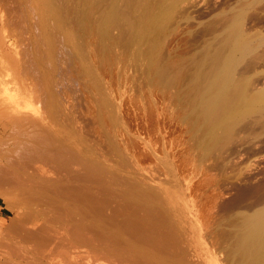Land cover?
I'll use <instances>...</instances> for the list:
<instances>
[{
	"label": "rangeland",
	"instance_id": "rangeland-1",
	"mask_svg": "<svg viewBox=\"0 0 264 264\" xmlns=\"http://www.w3.org/2000/svg\"><path fill=\"white\" fill-rule=\"evenodd\" d=\"M45 1L0 0V78L2 80L4 77L5 80H8V83L7 81L3 82L4 80L3 83L0 82V112H7L6 110L12 107L14 109V106H21L23 109L16 115L17 118H23L24 121L29 122L27 124L30 126L27 128L28 130L32 129L33 132L34 127L39 126V132L36 128L38 139L42 140L36 139L39 144L46 140L41 138L43 131H45L44 134L51 135L49 136L52 139L50 144L54 142L52 146L50 145L52 148H49L47 140L45 144L48 147H46L51 149L50 151L54 150L52 153L56 159L62 156L61 158L64 160L62 161L65 164L63 165L62 161L58 163L55 158H52L55 159L54 161L49 159L50 151L46 154L38 151V156H40L38 157L33 152L27 153L26 148L23 151L20 146L16 148V151L23 157L20 162V157L13 158L16 165L14 171L18 168L19 171H13V174H10L12 170L9 166L12 167V164L9 165L11 161L8 158L11 157L9 152L12 149L8 142L19 139L24 142L26 138L22 133L16 134L14 138L13 135L8 137L7 132L3 133L6 120L0 116V159H2L0 169L3 170L2 167H4L2 171L4 172L5 167L10 168H8L9 171L6 170L3 173L5 178L0 182V264H138L143 261L146 264H227L225 250L226 248L228 250L227 246L230 245L229 251L233 248V252L230 253L235 254L233 244L236 234L234 233L237 230L236 223L241 222L239 218L243 219L241 217H247L264 207V108L234 117L228 126L229 131H225L226 128H223L224 130L220 128L221 130L217 129L215 134H210L208 119V127H205L204 118L206 116L203 115L204 117L201 116L197 119L195 116L193 117L191 98L187 94L190 95L188 92L192 90L189 88L194 83L196 84L194 87L199 85L204 88L211 81L209 78L213 77L216 71V68L212 70L214 66L211 67V65H213L214 59L211 56L215 55L216 57L221 46L226 44L227 39L231 40V38L229 39L231 25L239 26L240 30H237L243 33L241 36L243 39L245 38L249 47L246 54L245 52L242 53L244 55L238 54L237 59L233 62L234 82L244 88L245 94L249 98H254L257 92L264 88V0H163V2L162 0H147L151 3L145 5V2H141L131 8L119 0L121 11L129 13V18L130 16L131 18L134 16L140 18L141 13L147 7H151L156 13L155 15L164 16L165 20L161 21L157 32L153 31L154 33L150 36L146 35L145 38H143L145 35L141 33L140 27L136 28L138 18L137 20L132 18L134 23H137V25L133 24V26L136 25L134 28L130 25V29L133 28L132 33L129 32V24L126 21H123V24L121 21L113 26L114 28H110L105 37L101 36V32H98L101 21H99L101 17L99 18L98 7L105 0ZM47 1L50 5L45 4L48 3ZM158 2L164 5L161 6ZM49 9H52V12ZM90 9H92L93 15L88 14L91 12ZM151 9L148 12L154 14ZM240 14L241 16H239ZM89 15L92 19L87 18ZM236 16L239 17V21L234 20ZM140 30L141 32H139ZM137 32L140 39L136 38ZM53 35L54 37H51ZM133 35L135 36L133 37ZM153 37L156 39L153 40ZM146 38L148 39L146 40ZM142 40L146 42L143 43ZM153 47L156 49L154 50ZM216 50L217 52H215ZM205 56L211 57L212 63L207 64L209 58H207V62H204L207 60L203 58ZM154 59L157 60L154 61ZM168 64L172 66L170 67ZM208 67L210 69H207ZM178 69L180 70L178 71ZM199 70H203V72L200 73ZM173 71L176 73L174 74ZM202 74L205 77H201ZM175 75L178 76L176 79ZM26 89L28 90L26 91ZM43 92L46 94L44 95ZM204 114L206 113L204 112ZM45 116L46 118L42 121L44 123H41L37 118ZM31 125L34 126L31 128ZM28 134L26 133L27 140L31 138L32 145L35 142L36 145L33 146L37 147L38 142ZM37 135L35 132L34 135L32 134L35 137ZM46 135L44 136L47 137ZM212 135L220 137L215 141L214 136L210 139ZM28 137L30 138L28 139ZM67 147L68 149H66ZM2 150L5 156L1 154ZM95 150L97 151L95 152ZM57 151L60 152L54 153ZM23 152L26 157L29 154L35 156L30 155L32 157L28 156L30 158L26 159ZM58 154L60 157L57 158ZM35 157L36 159H34ZM22 159L27 160V164H24L25 160L23 163ZM5 161L9 162L3 164ZM22 169H24V174ZM42 173L45 175L42 176ZM72 173L76 175L73 177ZM15 174L16 176H14ZM19 174L20 176H18ZM68 177L72 181L67 182ZM85 177L89 178L88 183L87 180H84ZM46 178L50 180L48 181ZM25 181L27 183H24ZM64 181L70 184L68 188ZM64 185H66L64 187L66 190L62 189ZM56 187L59 188L58 191ZM50 189L54 190L50 192ZM80 191H83L85 195L82 196L83 192ZM90 191L93 196H99L92 197ZM57 193H59L60 199L57 197ZM149 194L150 196H148ZM89 195H91V199H89ZM44 197L46 198L44 199ZM92 198L97 202H101L102 199V202L97 206L98 203L95 201L96 204L92 203ZM84 199L85 202H83ZM106 199L110 206L106 204ZM79 200L80 202H78ZM87 201L95 206L92 207V204ZM114 204L124 208L122 209L118 205L113 206ZM164 204L165 206H163ZM135 206L138 208L137 213L140 216L147 215L145 221V217L138 216ZM62 207L63 209H61ZM107 207L111 208L105 210L104 208ZM58 208L61 209H59L61 212ZM119 208L122 212L124 210V214L121 213V216ZM126 208L131 212L134 211V214ZM141 208L145 213L142 210V213L140 212ZM117 210L119 211L117 212ZM42 212L44 213L42 214ZM128 212L132 216H137L133 218ZM101 213L106 214L109 218L105 219L106 215ZM125 214H128V217L131 216L127 217L128 221L131 218L136 221L138 217L140 220L137 219V221L142 220L145 224H142L141 221V224L137 226L139 221L136 223L130 220L129 222L132 224L129 223L130 226L126 227L123 221L126 218ZM116 215H119L118 219L121 218L119 221H116L118 220L115 219ZM238 215L242 216L237 218ZM71 218L73 223L69 220ZM163 218L167 222H163ZM113 219L115 222L124 223H115ZM106 220L107 222H105ZM229 220L232 224L234 222V226L229 223ZM84 222L87 223L84 224ZM74 225H76L77 232L75 229L71 231V227L74 228ZM151 225L152 228H150ZM84 226L91 228L88 230ZM128 226L130 229L136 227V231L129 230ZM146 226L149 231L145 230ZM77 227H81V229ZM120 227H123L124 230ZM139 227L141 231L143 229V232L147 231V234L149 232L148 238L151 235L153 238L154 234L153 239L155 240L159 238V241H163L165 238L164 242L160 243L166 250L164 247L154 249L152 243L151 246L148 242L145 243L138 239L137 242L136 238H131V236H135L133 233H136L137 229L136 234L141 232H139ZM70 231H75L74 234L78 233L79 235L82 233L83 236L80 238L86 237V239L78 240L79 235H74ZM88 232L92 233L88 234ZM159 232H164V234ZM130 234L132 235L129 236ZM115 239L118 240L117 243ZM112 240L115 241L112 243ZM142 242L144 245H141ZM129 243L135 244L138 250L135 251L130 245L131 248ZM147 243L148 245L145 246ZM114 244L115 246H113ZM168 244H172L170 245L172 248ZM126 249L129 250L126 252ZM168 250L170 251L168 252ZM130 255L133 257L131 258ZM235 255L231 256V259L235 260ZM129 257L130 259H128ZM119 259H122L121 262ZM233 259L229 261L230 264L235 263ZM140 260L141 262H139ZM238 263L236 262V264ZM243 263L245 264V262Z\"/></svg>",
	"mask_w": 264,
	"mask_h": 264
},
{
	"label": "bare ground",
	"instance_id": "bare-ground-1",
	"mask_svg": "<svg viewBox=\"0 0 264 264\" xmlns=\"http://www.w3.org/2000/svg\"><path fill=\"white\" fill-rule=\"evenodd\" d=\"M45 1V0H44ZM49 1V0H48ZM47 1V2H48ZM102 1H104V0H102ZM123 4H125V5H127V7L129 6L130 8L131 7H134L135 5L137 6L139 3L141 4V2H145V5L147 4V3H149V1L147 2V0H120ZM120 1L119 0H105V2L104 3H101L100 4V6L98 7V8H96V9H98V11H100V16H99V27H100V30L98 29V32H101V36H103V37H105V35H107L108 34V32H109V29L110 28H112L113 26H116L117 24H119L121 21V23H123L124 24V22L123 21H126L127 23H125V24H127L128 26H129V32H131L132 33V29L134 28V26H136L137 25V23H134V21L132 20V18H135V20H137V18L139 19V21H138V25L136 26V28L139 26L140 27V29L142 30V32H141V30L139 31V32H141L143 35H145L143 38H145L146 37V35L147 36H150V34H152V33H154V32H157V30L160 28V23H161V21H163V19L165 20V18H164V16H158V15H155L156 13L151 9V7L149 8V7H147L145 10H143V13H141V15H140V18L139 17H132L131 18V16H130V18H129V13H124V12H122L121 11V9H120V5H119V3H120ZM157 1V0H156ZM155 1V2H156ZM171 1H173V0H171ZM46 2V1H45ZM50 2H51V0H50ZM96 2V1H95ZM98 2V1H97ZM162 2H163V0H162ZM166 2V1H165ZM30 3V2H29ZM151 3V2H150ZM149 3V4H150ZM153 3V2H152ZM171 3H173V2H171ZM46 5L47 4H49V2L48 3H45ZM94 4V3H93ZM155 4V3H154ZM158 4H159V2H158ZM50 5V4H49ZM48 5V6H49ZM90 5V4H89ZM99 5V4H98ZM143 5V4H142ZM148 5V4H147ZM159 5H164V4H159ZM150 6V5H149ZM95 7V6H94ZM144 7H146V6H144ZM155 7V6H154ZM48 8V7H47ZM51 8V7H50ZM129 8V9H130ZM149 9H151L152 10V12L154 13V14H152V13H150V12H148V10ZM50 10V9H49ZM48 10V11H49ZM91 10V12H89L88 14H92L93 15V11H92V9H90ZM51 12H52V9L50 10ZM50 11H49V13H50ZM150 11V10H149ZM165 13V12H164ZM48 14V13H47ZM90 14V15H91ZM161 15H163L162 13H160ZM51 15V14H50ZM90 15H89V17H87V18H91L90 17ZM166 15V14H165ZM239 16H241V14L239 15ZM231 17V16H230ZM166 18H167V16H166ZM235 18H237V16L235 17ZM234 18V20H238L239 19V17L237 18V19H235ZM92 19V18H91ZM91 19H89V20H91ZM229 19H231V18H229ZM228 19V20H229ZM228 20H226V21H228ZM239 21V20H238ZM229 22H231V21H229ZM237 22V21H236ZM86 23V22H85ZM163 24H164V22H162ZM233 23V22H232ZM87 24H88V22H87ZM86 24V25H87ZM96 24V23H95ZM133 24H136V25H134L133 26ZM237 24V23H236ZM130 25L133 27L132 29H130ZM160 25V26H159ZM229 25V24H228ZM227 25V26H228ZM98 26V25H97ZM128 26H127V28H128ZM163 26V25H162ZM238 26V25H237ZM98 27V28H99ZM229 27V26H228ZM227 27V28H228ZM231 28V36L229 37V39L231 38V40H228L227 39V41H226V44H223L222 46H221V49L219 50L220 52H222L221 54H220V52H219V54L217 55L216 53H214V54H216V57H215V55L214 56H211V55H213V54H211L210 56L211 57H213V59H214V63H213V65H211V67L212 66H214V67H212V70H214L213 68H216L215 70V74H213V72H212V74L214 75L213 77H211V78H209L208 80L210 81V82H208L205 86H204V88H202L201 86H195L194 87V85H196L195 83H194V85L192 86V87H190L189 89L190 90H192V91H189V89H188V93H190V95L189 94H187L191 99V105H192V114H193V117L195 116L196 117V119L198 118V117H201V116H206V118H204L205 120V123H206V125H205V127L207 126V119H208V122H209V133L210 134H215V132H216V130L217 129H220V128H226L225 129V131L226 130H228V126L230 125V123H232V121L234 120L233 118L234 117H238V116H240V115H243V114H246V113H249V112H252V111H255V110H257L258 111V109L260 110V109H263L264 108V88L262 89V90H259L258 92H257V94L254 96V98H249V97H247V95L245 94V91H244V88L243 87H241L239 84H236L235 82H234V78H233V72H232V65H234L233 64V62H235V60L237 59L236 57H237V55L238 54H242L243 52H245V54H246V52H248V44L245 42V38L243 39L242 38V36H241V33L237 30V29H239L240 30V28H239V26L238 27H235V26H233V25H231L230 26ZM97 28V27H96ZM114 28V27H113ZM236 28V29H235ZM139 29V28H138ZM138 29H137V31H138ZM162 29V28H161ZM134 30H136V29H134ZM133 30V32H135ZM228 30V29H227ZM154 31V32H153ZM230 31H228L229 32V34H230ZM228 32H227V34H228ZM52 33V32H51ZM140 33V34H141ZM159 33V32H158ZM98 34V33H97ZM100 34V33H99ZM98 34V35H99ZM103 34V35H102ZM134 34V33H133ZM136 34H138V35H136V38H138V36H139V33L137 32ZM228 34V35H229ZM243 34V33H242ZM131 35V34H130ZM129 36V35H128ZM135 35H133V37H134ZM142 36V35H141ZM140 36V37H141ZM152 36V35H151ZM157 36V35H156ZM51 37H54V35L53 36H51ZM131 37H132V35H131ZM155 37V36H154ZM153 37V40L154 39H156V38H154ZM159 37V36H158ZM128 38V37H127ZM142 38V37H141ZM138 39H140V38H138ZM148 38H146V40H147ZM152 39V38H151ZM55 40H56V38H55ZM129 40V39H128ZM158 40V39H157ZM157 40H155V41H157ZM244 40V41H243ZM49 41V40H48ZM109 41V40H108ZM143 41V40H142ZM145 41V40H144ZM144 41H143V43H144ZM229 41V42H228ZM247 41V40H246ZM133 42V41H132ZM146 42V41H145ZM152 42V41H151ZM150 42V43H151ZM225 42V41H224ZM228 42V43H227ZM45 43V42H44ZM104 43H105V41H104ZM103 43V44H104ZM110 43V42H109ZM149 43V42H148ZM155 43V42H154ZM158 43V42H157ZM128 44V43H127ZM152 45V44H151ZM224 45H225V47H224ZM105 46H106V44H105ZM79 47V46H78ZM155 47H156V44H155ZM222 47H224L223 49H222ZM157 48V47H156ZM155 48V49H156ZM153 49H154V47H153ZM154 49V50H155ZM62 50V49H61ZM103 50V49H102ZM106 50H108V49H106ZM105 50V51H106ZM222 50V51H221ZM247 50V51H246ZM101 51V50H100ZM130 51V50H129ZM152 52V51H151ZM156 52V51H155ZM154 52V53H155ZM215 52H217V50L215 51ZM53 53V52H52ZM109 54V53H108ZM72 55V54H71ZM70 55V56H71ZM205 55V54H204ZM207 55H209L208 53H207ZM242 55H244V54H242ZM241 55V56H242ZM147 56V55H146ZM151 56H153V55H151ZM155 56V55H154ZM240 56V57H241ZM158 57V56H157ZM156 57V58H157ZM206 57V58H205ZM205 57H203L204 59H207V58H209V56L207 57V56H205ZM211 57L209 58V62H207L208 61V59L206 60V61H204V62H207V64H209L211 61H212V59H211ZM239 57V58H240ZM262 57V56H261ZM261 57L259 58V59H261ZM45 58V57H44ZM75 58V57H74ZM151 58V57H150ZM202 58V59H203ZM41 59V58H40ZM107 59V58H106ZM203 59V60H204ZM211 59V60H210ZM66 60V59H65ZM69 60V59H68ZM152 60V59H151ZM155 60H157V59H154V61ZM193 60V59H192ZM201 60V59H200ZM108 61V60H107ZM148 61V60H147ZM191 61V60H190ZM194 61H196V60H194ZM63 62V61H62ZM26 63V62H25ZM158 63H160V62H158ZM196 63V62H195ZM212 63V62H211ZM29 64V63H28ZM58 64V63H57ZM71 64V63H70ZM76 64V63H75ZM106 64V63H105ZM191 64H193L192 62H191ZM1 65V64H0ZM4 65V64H3ZM169 65V64H168ZM215 65H216V67H215ZM49 66V65H48ZM71 66V65H70ZM78 66V65H77ZM76 66V67H77ZM158 66V65H157ZM157 66H156V68H157ZM170 67L172 66V65H169ZM162 67V66H161ZM169 67V68H170ZM205 67V66H204ZM13 68H14V65H13ZM21 68V67H20ZM32 68V67H31ZM75 68V67H74ZM160 68V67H159ZM175 68V67H174ZM4 69H5V67H4ZM12 69V68H11ZM23 70H24V68H22ZM27 69V68H26ZM25 69V70H26ZM29 69V68H28ZM62 69V68H61ZM69 69V68H68ZM165 68H163V70H164ZM170 69H172V68H170ZM207 69H210L209 67L207 68ZM5 70H7V69H5ZM9 70V69H8ZM13 70V69H12ZM64 70H65V67H64ZM80 70V69H79ZM155 70V69H154ZM166 71H167V69H165ZM180 69H178V71H179ZM206 70V69H205ZM21 71V70H20ZM38 71V70H37ZM66 71V70H65ZM175 71V70H174ZM173 71V72H174ZM182 71V70H181ZM200 71V70H199ZM1 72H3L2 70H1ZM22 72V71H21ZM28 72V71H27ZM73 72H75V71H73ZM193 72V71H192ZM197 73H198V71H196ZM203 72V70L202 71H200V73H202ZM208 72V71H207ZM63 73V72H62ZM66 73V72H65ZM163 73V72H162ZM161 73V74H162ZM166 73V72H165ZM176 72H174V74H175ZM194 73V72H193ZM196 73V74H197ZM205 73H206V71H205ZM24 74V73H23ZM104 74V73H103ZM199 74V73H198ZM204 74V73H203ZM203 74L201 75V77H205V76H203ZM208 74V73H207ZM206 74V76H208ZM1 75V74H0ZM33 75V74H32ZM31 75V76H32ZM106 75V74H105ZM165 75H167V74H165ZM164 75V76H165ZM185 75V74H184ZM211 75V74H210ZM3 76V75H2ZM25 76V75H24ZM66 76V75H65ZM109 76V75H108ZM168 76H170V74L168 73ZM167 76V77H168ZM212 76V75H211ZM1 77V76H0ZM104 77V76H103ZM160 77H161V75H160ZM166 77V78H167ZM176 77H178L177 75H175V79H176ZM193 77V76H192ZM209 77V76H208ZM207 77V78H208ZM4 78V77H3ZM2 78V80H1V78H0V82H2L3 80V82H5V81H7V83H8V80H5V78L3 79ZM16 78V77H15ZM18 78V77H17ZM34 78V77H33ZM38 78V77H37ZM67 78V77H66ZM169 78V77H168ZM213 78V79H212ZM14 79V78H13ZM13 79H11V80H13ZM23 79V78H22ZM26 79V78H25ZM15 81H17L16 79H14ZM169 80H170V78H169ZM178 80V79H177ZM25 81V80H24ZM172 81V80H171ZM181 81V80H180ZM2 82V83H3ZM11 82V81H10ZM13 82V81H12ZM20 82L22 83V80H20ZM27 82V81H26ZM7 83H5V85L7 84ZM39 83V82H38ZM179 83V82H178ZM14 84H15V82H14ZM14 84H13V86H14ZM17 84V83H16ZM26 84V83H25ZM1 85H3V84H1ZM4 85V86H5ZM11 85V84H10ZM9 85V86H10ZM23 85V84H22ZM27 85V84H26ZM42 85V84H41ZM190 85H192V84H190ZM7 86V88H9L8 87V84L6 85ZM63 86H64V84H63ZM10 87H12V86H10ZM15 87V86H14ZM23 87H25V86H23ZM22 87V88H23ZM30 87V86H29ZM189 87V86H188ZM6 88V89H7ZM21 88V89H22ZM40 88V87H39ZM192 88V89H191ZM10 90H11V88H9ZM8 89V90H9ZM24 89V88H23ZM31 89V88H30ZM7 90V91H8ZM9 90V91H10ZM13 90V89H12ZM15 90V89H14ZM25 90V89H24ZM28 89H26V91H27ZM43 90H45V89H43ZM43 90H41V91H43ZM1 91V90H0ZM4 91H5V88H4ZM34 91V90H33ZM41 91H39V92H41ZM186 91V90H185ZM23 92V91H22ZM21 92V93H22ZM26 93V92H25ZM29 93H31V92H29ZM184 93V92H183ZM43 94L45 95L46 93H44L43 92ZM5 95V94H4ZM30 96V95H29ZM32 96V95H31ZM12 97V96H11ZM35 98V97H34ZM43 98V97H42ZM45 98V97H44ZM12 100V99H11ZM46 100H47V98H46ZM45 100V101H46ZM47 103V102H46ZM50 103V102H49ZM30 105V104H29ZM9 106V105H8ZM18 106V105H17ZM49 106V105H48ZM57 106V105H56ZM7 107V106H6ZM15 108L14 109H9V110H6L7 112H5V111H2V112H0V116H3L4 118H3V120H6V123L4 124V131H2L3 133H5V132H7L9 135H7L8 137H10V135H13L12 137L14 138V136L16 135V134H18V133H22L23 134V136L26 138V140H25V138L24 137H22V135H21V137L22 138H24L23 140H25L24 142H21L22 140H20L19 138H18V136H17V139H19L18 141H15V140H11V142H8L9 144H10V146H11V149L12 150H10V152L9 151H6V152H9V154H10V158H8V159H10V164L9 165H11L12 164V167L11 166H9L10 168H11V170H12V173H10V174H13V171H14V167L16 166L15 165V161H14V157L15 158H19V162H20V159H21V157H23L22 155L20 156L19 154L20 153H18L17 151H16V148H18V147H20V148H23V151H24V149L26 148L27 150H28V152L27 153H32L33 152V154L35 153L37 156L39 155L38 154V151H41V152H43V154H46V153H49V151L51 150V149H47V147L49 146V148H52V147H50V145L52 146V144L54 143H52V144H50L51 143V141H52V139H50L49 138V136H51V135H46V134H44V132L45 131H43V136L44 135H46L47 137H41L43 140L44 139H46L47 140V144H48V146H47V144H45V141L46 140H44V142H40L41 144H39V142L36 140V139H38V133L37 132H39V129H38V127L39 126H37L36 128L38 129V131L36 132V128L34 127V132L36 133V137L35 136H32V134L34 135V132H33V130L31 129L33 126L31 125V130H28V128H27V126H30V125H28L29 124V122H27L26 120L24 121L23 120V118L22 119H18L17 118V114H19V113H21L22 111V109L23 108H21V106L19 107H16V106H14ZM43 107V106H42ZM17 108H21V109H17ZM28 109H29V107H27ZM32 108V107H31ZM47 108V107H46ZM5 109V108H4ZM24 109H26V108H24ZM1 110V109H0ZM264 110V109H263ZM25 111V110H24ZM33 111V110H32ZM204 112L206 113V114H204ZM257 113V112H256ZM33 114V113H32ZM9 115V116H8ZM35 116V115H34ZM38 116V115H37ZM203 116V117H204ZM1 118V117H0ZM30 118V117H29ZM38 118V120L41 122V123H44V122H42L43 121V119H45L46 118V116L43 118H39V117H37ZM26 119V118H25ZM199 119H201L202 120V118H199ZM8 120V121H7ZM2 121V120H1ZM30 121V120H29ZM32 122V121H31ZM28 123V124H27ZM201 123H203V122H201ZM100 124V123H99ZM203 127H204V125H202ZM207 126V127H208ZM41 128V127H40ZM51 128V127H50ZM43 129V128H42ZM70 129V128H69ZM223 129V130H224ZM230 129V128H229ZM41 130V129H40ZM208 130V129H207ZM221 130V129H220ZM229 131V130H228ZM28 132H33L31 135H30V133L28 134ZM40 132H42V131H40ZM100 132V131H99ZM223 132V131H222ZM26 133L28 134V136H30V137H33V139L34 140H36V142H38L37 144H39V145H37V147L35 148L33 145H36V144H34L35 142H33V145H32V143H31V138L30 137H28V139L29 140H27V136H26ZM219 133V132H218ZM25 134V135H24ZM209 134V135H210ZM6 135V134H5ZM4 135V136H5ZM66 135V134H65ZM6 136V137H7ZM39 136H40V134H39ZM215 137V141H216V138H219V137H217V136H215V135H212V136H210V139L212 138V137ZM16 137V136H15ZM20 137V136H19ZM209 137V136H208ZM50 140H49V139ZM12 139V138H11ZM16 139V138H15ZM71 139V138H70ZM69 139V140H70ZM209 139V138H208ZM33 140V141H34ZM38 140H40V141H42L40 138L38 139ZM48 141H50V142H48ZM213 141V140H212ZM208 142V141H207ZM67 144V143H66ZM207 144V143H206ZM57 145V144H56ZM56 145H54V146H56ZM59 145V144H58ZM69 145V144H68ZM47 146V147H46ZM44 147H46V149H47V152H46V149H44ZM71 147V146H70ZM69 147V148H70ZM20 148H19V150H20ZM93 148V147H92ZM58 149V148H57ZM66 149H68V147L66 148ZM72 149V148H71ZM86 149V148H85ZM26 150V151H27ZM20 151H22V150H20ZM25 151V152H26ZM54 151V150H53ZM53 151H50V153H52ZM56 151V150H55ZM61 151H62V149H61ZM87 151V150H86ZM97 150H95V152H96ZM2 152H3V150H2ZM1 152V154H3L4 155V152L2 153ZM25 152H23L24 153V155H25ZM58 152H60V151H57V152H54V153H58ZM65 152H66V150H65ZM22 153V152H21ZM49 153V155H50V158L49 159H52V158H55L54 157V155H53V153L52 154H50ZM62 153V152H61ZM91 153V152H90ZM33 154H29L28 156H30V155H32V156H35V155H33ZM60 154V153H59ZM59 154H58V156H57V158L58 157H60L59 156ZM71 154V153H70ZM73 154H75L74 152H73ZM2 155V156H3ZM48 155V156H49ZM53 155V156H52ZM63 155V154H62ZM109 155V154H108ZM2 156H1V158H2ZM5 156V155H4ZM3 156V157H4ZM27 156V157H28ZM32 156H30V157H32ZM36 156V157H37ZM41 156H43V155H41ZM44 156H47V155H44ZM47 156V157H48ZM52 156V157H51ZM64 156V155H63ZM71 156V155H70ZM76 156V155H75ZM78 156V155H77ZM99 156V155H98ZM25 157H26V155H25ZM24 157V158H25ZM26 157V159H28V158H30V157H28L27 158ZM36 157L34 158V159H36ZM38 157H40V156H38ZM46 157V158H47ZM62 157V156H61ZM58 158V159H56L57 161H58V163L60 162V161H62L63 159L62 158ZM68 157V156H67ZM97 157V156H96ZM105 157V156H104ZM45 158V157H44ZM69 158H71V157H69ZM74 158V157H73ZM77 158V157H76ZM106 158V157H105ZM5 159V158H4ZM7 159V160H8ZM54 159V160H55ZM64 159H66V160H68L67 158H64ZM78 159V158H77ZM96 159H98V158H96ZM95 159V160H96ZM2 159H0V161H1ZM16 160V159H15ZM18 160V159H17ZM24 160L25 159H22V162L24 163ZM30 160V159H29ZM33 160V159H32ZM53 160V159H52ZM51 160V161H52ZM53 160V161H54ZM65 160V161H66ZM79 160V159H78ZM57 161H55V162H57ZM64 161V160H63ZM61 162V163H63V165L65 164L64 162ZM69 161H71L70 159H69ZM2 162V161H1ZM1 162H0V166H2V164H1ZM6 162H9V161H5L3 164H5ZM27 162V160H25V163L24 164H27L26 163ZM41 162H42V160H41ZM45 162V161H44ZM68 162V161H67ZM66 162V163H67ZM75 162H76V160H75ZM82 162V161H81ZM86 162H87V160H86ZM98 162V161H97ZM30 163V162H29ZM28 163V164H29ZM60 163V165H62ZM83 163V162H82ZM8 164V163H7ZM17 164H19L18 162H17ZM22 164V163H21ZM24 164H23V166H24ZM73 164V163H72ZM97 164V163H96ZM69 165V164H68ZM67 165V166H68ZM74 165V164H73ZM83 165V164H82ZM6 166H8V165H6ZM20 166V165H19ZM18 166V167H19ZM30 166V165H29ZM45 166V165H44ZM71 166V165H70ZM75 166V165H74ZM83 166H85V165H83ZM102 166V165H101ZM100 166V167H101ZM9 167H5V171L6 170H8V168ZM25 167V166H24ZM34 167V166H33ZM39 167V166H38ZM64 167V166H63ZM76 167V166H75ZM74 167V168H75ZM3 168V170H4V167H2ZM9 168V169H10ZM16 168V167H15ZM57 168V167H56ZM67 168V167H66ZM71 168V167H70ZM77 168V167H76ZM83 168V167H82ZM25 169V168H24ZM24 169H22V173L24 174L25 172H23L24 171ZM53 169V168H52ZM68 169V168H67ZM77 169H79V167L77 168ZM1 170V169H0ZM3 170H1L0 171V182L5 178V175H3V173L5 172H2ZM21 170V169H20ZM76 170V169H75ZM9 171V170H8ZM16 172H18L19 171V168H18V170H15ZM14 171V172H15ZM67 171V170H66ZM71 171H72V169H71ZM101 171V170H100ZM21 172V171H20ZM19 172V173H20ZM44 172H46V171H44ZM57 172V171H56ZM62 172H63V170H62ZM102 172H103V170H102ZM106 172V171H105ZM59 173H61V172H59ZM58 173V174H59ZM7 174V173H6ZM16 174H18V173H16ZM16 174L14 175V176H16ZM27 174V173H26ZM38 174H39V172H38ZM40 174H41V172H40ZM43 174L44 173H42V176H43ZM53 174V173H52ZM70 174H71V172H70ZM109 174V173H108ZM45 175V174H44ZM57 175V174H56ZM61 176H62V174H60ZM59 175V176H60ZM64 175V174H63ZM65 175H66V173H65ZM69 175V174H68ZM72 175H73V177H74V175H76V174H73L72 173ZM82 175V174H81ZM96 175V174H95ZM18 176H20V174L18 175ZM23 176V175H22ZM88 176V175H87ZM107 176V175H106ZM113 176V175H112ZM115 176V175H114ZM113 176V177H114ZM24 177V176H23ZM22 177V179H24ZM28 177V176H27ZM39 177V176H38ZM50 177V176H49ZM52 177V176H51ZM56 177V176H55ZM63 177V176H62ZM67 177V176H66ZM108 177V176H107ZM116 177V176H115ZM118 177V176H117ZM16 178V177H15ZM14 178V180H16ZM18 178V177H17ZM29 178V177H28ZM43 178V177H42ZM54 178V177H53ZM64 178V177H63ZM94 178V177H93ZM101 178V177H100ZM47 179V178H46ZM55 179V178H54ZM57 179V178H56ZM68 179L69 180H66L67 182L68 181H70L71 179L68 177ZM73 179V178H72ZM84 179V178H83ZM89 179V178H88ZM88 179L85 177V179L84 180H87V183H88ZM95 179V178H94ZM103 179H105V178H103ZM31 180H32V178H31ZM34 180V179H33ZM48 180V179H47ZM50 180V179H49ZM48 180V181H49ZM65 180V179H64ZM74 180V179H73ZM77 180V179H76ZM78 180H79V178H78ZM77 180V181H78ZM84 180L82 181L83 183H84ZM117 180V179H116ZM5 181H6V179H5ZM21 181V180H20ZM43 181V180H42ZM52 181V180H51ZM72 181V180H71ZM109 181V180H108ZM18 183H19V181H17ZM58 182V181H57ZM56 182V183H57ZM59 182H61V181H59ZM62 182H63V180H62ZM67 182H65L64 181V183H66L67 184ZM75 182V181H74ZM80 182V181H79ZM114 182V181H113ZM126 182V181H125ZM17 183V184H18ZM21 183V182H20ZM24 183H27L26 181L24 182ZM47 183V182H46ZM78 183V182H77ZM86 183V184H87ZM91 183V182H90ZM121 183V182H120ZM128 183V182H127ZM22 184H23V180H22ZM37 184H38V182H37ZM49 184V183H48ZM72 184V183H71ZM126 184V183H125ZM45 185V184H44ZM50 185V184H49ZM70 186V184H67V188ZM76 185V184H75ZM80 185V184H79ZM84 185V184H83ZM131 185V184H130ZM24 186V185H23ZM39 186V185H38ZM47 186V185H46ZM66 185H64L63 187H62V189L63 190H66V189H64V187H65ZM77 187H78V185H76ZM49 187V186H48ZM51 187V186H50ZM49 187V188H50ZM58 187H60V186H58ZM73 187V186H72ZM136 187V186H135ZM38 188V187H37ZM40 188V187H39ZM42 188V187H41ZM43 188H45V187H43ZM54 188H55V186H54ZM61 188V187H60ZM71 188V187H70ZM69 188V189H70ZM140 188V187H139ZM61 189V190H62ZM71 189H73V188H71ZM80 189V188H79ZM92 189V188H91ZM95 189V188H94ZM40 190V189H39ZM42 190V189H41ZM40 190V191H41ZM45 190V189H44ZM43 190V191H44ZM51 191L50 192H52V190H54V189H50ZM56 190L58 191L59 190V188L57 189V187H56ZM55 190V191H56ZM74 190V189H73ZM84 190V189H83ZM85 190H86V188H85ZM97 190V189H96ZM68 191H70V190H68ZM67 191V192H68ZM72 191V190H71ZM75 191H76V189H75ZM79 191V190H78ZM95 191V190H94ZM108 191V190H107ZM48 192V191H47ZM74 192V191H73ZM81 193L83 192V191H80ZM96 193H97V191H95ZM105 192V191H104ZM130 192H131V190H130ZM162 192V191H161ZM23 193V192H22ZM61 193H62V191H61ZM77 193V192H76ZM90 193H91V191H90ZM114 193V192H113ZM124 193V192H123ZM122 193V194H123ZM132 193V192H131ZM38 194V193H37ZM40 194V193H39ZM46 194V193H45ZM48 194V193H47ZM54 194L56 195V193L54 192ZM53 194V195H54ZM68 194V193H67ZM66 194V196H68ZM83 194L85 195V193L83 192L82 193V196H83ZM87 194V193H86ZM134 194V193H133ZM136 194V193H135ZM27 195V194H26ZM61 195V194H60ZM80 195V194H79ZM91 195H92V193H91ZM91 195H89V199H91L90 197H91ZM102 195V194H101ZM108 194L106 193V196H107ZM111 195V194H110ZM115 195V194H114ZM22 196V195H21ZM33 196V195H32ZM59 196V193H57V197ZM62 196H64L65 197V195H62ZM61 196V198H64V197H62ZM88 196V195H87ZM95 196H99V195H92V197H95ZM126 196H127V194H126ZM148 196H150V194L148 195ZM160 196H162L161 194H160ZM72 197V196H71ZM74 197H75V195H74ZM78 197V196H77ZM86 197V196H85ZM84 197V198H85ZM109 197H111V196H109ZM116 197V196H115ZM135 197V196H134ZM39 198V197H38ZM46 197H44V199H45ZM48 198V197H47ZM59 198V197H58ZM81 198V197H80ZM96 198V197H95ZM113 198H114V196H113ZM122 198V197H121ZM128 198H129V196H128ZM127 198V199H128ZM156 198V197H155ZM154 198V199H155ZM37 199V198H36ZM49 199V198H48ZM60 199V198H59ZM69 199V198H68ZM72 199V198H71ZM75 200H77L76 198H74ZM93 199V201H92V203L95 201L96 203H98V205L97 206H99V203H101L102 202V199H101V202H97L96 200H94V198H92ZM97 199H98V197H97ZM126 199V200H127ZM143 199V198H142ZM157 199V198H156ZM38 200V199H37ZM41 200H43L42 198H41ZM63 200V199H62ZM65 200V199H64ZM82 200V199H81ZM124 200V199H123ZM131 200V199H130ZM139 200V199H138ZM158 200V199H157ZM48 201V200H47ZM51 201V200H50ZM49 201V202H50ZM74 201V200H73ZM72 201V202H73ZM89 201V200H88ZM87 201V202H88ZM91 201V200H90ZM100 201V200H99ZM106 202H107V199L105 200ZM122 201V200H121ZM125 201V200H124ZM38 202V201H37ZM54 202V201H53ZM78 202H80V200L78 201ZM83 202H85V199H84V201ZM82 202V203H83ZM94 202V203H95ZM126 202V201H125ZM128 202V201H127ZM142 202V201H141ZM48 203V202H47ZM55 203V202H54ZM57 204H58V202H56ZM74 203H75V201H74ZM89 203V202H88ZM87 203V204H88ZM91 203V202H90ZM89 203V204H90ZM91 203V204H92ZM95 203V204H96ZM109 202H107L106 204H108ZM111 203V202H110ZM143 203V202H142ZM145 203V202H144ZM147 203H148V201H147ZM164 203V202H163ZM16 204V203H15ZM49 204V203H48ZM56 204V205H57ZM61 204V203H60ZM80 204V203H79ZM85 205H86V203H84ZM105 204V203H104ZM119 204V203H118ZM117 204V205H118ZM50 205V204H49ZM66 205H69V204H66ZM78 205V204H77ZM83 205V204H82ZM101 205V204H100ZM102 205H103V203H102ZM101 205V206H102ZM109 206H110V204H108ZM107 205V206H108ZM117 205H113V206H117ZM128 205V204H127ZM139 205V204H138ZM39 206V205H38ZM88 206H90V205H88ZM93 206H95V205H93L92 204V207ZM105 206V205H104ZM123 206V205H122ZM132 206H133V204H132ZM131 206V208H133ZM143 206V205H142ZM148 206V205H147ZM163 206H165V204L163 205ZM264 206V205H263ZM54 207H55V204H54ZM60 207V206H59ZM74 207H76V206H74ZM85 207V206H84ZM103 207V206H102ZM118 207H120V208H122L121 207V205L119 206L118 205ZM130 207V206H129ZM43 208V207H42ZM47 208V207H46ZM78 208V207H77ZM95 208V207H94ZM97 208V207H96ZM111 208V207H110ZM110 208H104L105 210L106 209H110ZM120 208H119V210H120ZM124 208V207H123ZM122 208V209H123ZM135 208V211H136V213H137V207L135 206L134 207ZM261 208V207H260ZM48 209V208H47ZM53 209V208H52ZM60 208H58V210H59ZM61 209H63V207L61 208ZM60 209V210H61ZM74 209V208H73ZM99 209H101V207H99ZM98 209V210H99ZM103 209V208H102ZM101 209V210H102ZM126 209H128V208H126ZM259 209V208H258ZM57 210V209H56ZM56 210H54V211H56ZM58 210H57V212H58ZM59 210V212H61ZM81 210H83V209H81ZM93 210V209H92ZM100 210V211H101ZM119 210H117V212L119 211ZM129 210V209H128ZM140 210V212L142 213V208L141 209H139ZM142 210V211H141ZM153 210V209H152ZM43 211V210H42ZM46 211V210H45ZM54 211H52V212H54ZM90 211V210H89ZM102 211H104V210H102ZM121 211V210H120ZM130 212H131V210H129ZM150 211V210H149ZM155 211H157V210H155ZM160 211V210H159ZM58 212V213H59ZM83 212H85V211H83ZM82 212V213H83ZM106 212V214H107V211H105ZM109 212H111V211H109ZM123 212H124V210H123ZM122 211L120 212V216H121V213H123ZM127 212V211H126ZM125 212V213H126ZM134 212V211H133ZM133 212H131V213H133ZM139 212V213H140ZM144 212V211H143ZM44 212H42V214H43ZM51 213V212H50ZM66 213V212H65ZM81 213V214H82ZM99 213V212H98ZM131 213H129L128 212V214L130 215ZM145 213V212H144ZM147 213V212H146ZM156 213V212H155ZM161 213H162V211H161ZM250 213V212H249ZM61 214V213H60ZM79 214V213H78ZM101 214H103L104 216L106 215V214H104V213H101ZM113 214H115L114 212H113ZM117 214H119V213H117ZM124 214V213H123ZM128 214L126 215V218H125V220H123V218H124V216H123V218H122V220L126 223H124V222H121L120 221V223H124V225H126V227H127V225H129L130 226V224H132L131 222L133 221V222H136L137 221V219H139L138 217H137V219H136V221H134V220H132V218L130 219L131 220V222H129L127 219L128 218H130L131 216H132V214H131V216L130 217H128ZM134 214V213H133ZM138 214V213H137ZM149 214V213H148ZM157 214V213H156ZM241 214V213H240ZM66 215V214H65ZM69 215V214H68ZM77 215V214H76ZM83 215V214H82ZM99 215V214H98ZM103 215H100L101 217L103 216ZM110 215V214H109ZM144 215V214H143ZM143 215H141L142 217H145V219H144V221L146 220V216H143ZM50 216V215H49ZM54 216V215H53ZM56 216V215H55ZM58 216V215H57ZM85 216H86V214H85ZM97 216V215H96ZM103 216V217H104ZM114 216V215H113ZM112 216V217H113ZM117 216V218H115ZM114 218L115 219H118L119 217V215H116ZM134 216H137V215H134ZM134 216H132L133 218H134ZM138 216H140L139 214H138ZM140 216V217H141ZM153 216V215H152ZM154 216H155V214H154ZM159 216V215H158ZM239 216L240 215H238V217L237 218H239ZM242 216V215H241ZM240 216V217H241ZM23 217V216H22ZM25 217H27V216H25ZM61 217V216H60ZM60 217H58V218H60ZM70 217H71V214H70ZM69 217V218H70ZM106 217H107V215L105 216V219H106ZM112 217H111V219H112ZM128 217V218H127ZM160 217V216H159ZM57 218V217H56ZM64 218V217H63ZM62 218V219H63ZM68 218V217H67ZM66 218V219H67ZM90 218V217H89ZM107 218H109V217H107ZM136 218V217H135ZM150 218V217H149ZM156 218H158V217H156ZM161 218V217H160ZM234 218H236V217H234ZM241 218H243V219H240L239 218V220H241V222L240 221H238L237 223H236V225L237 226H235V227H237V230L235 231V233L234 234H236V235H234L235 237H234V239H235V241H234V253L236 254H233V253H230L231 251H232V249H231V251H229L230 250V248H229V246H227L228 247V250H227V248H226V250H225V255L227 254V256L225 257V258H227L226 260V262H227V264H230L229 263V261H231L232 259H231V256H233V255H235L236 257H235V260L233 259V261L235 262L234 264H236V262L238 263V262H241V261H243V262H245V264H264V207L263 208H261L260 210H257V211H255L253 214H251V215H249V216H243V217H241ZM61 219V218H60ZM74 219V218H73ZM98 219V218H97ZM121 219V218H120ZM120 219H118V220H116V221H119ZM143 219V218H142ZM164 219V221L163 222H165L166 220H165V218H163ZM227 219H228V217H227ZM54 220V219H53ZM53 220H52V222H53ZM69 220H71L72 221V223H73V220H72V218L71 219H69ZM108 220V219H107ZM107 220L105 221V222H107ZM140 220V219H139ZM138 220V221H139ZM150 220V219H149ZM158 220V219H157ZM160 220V219H159ZM236 220V219H235ZM234 220V221H235ZM60 221V220H59ZM66 221H68V220H66ZM81 221V220H80ZM86 221V220H85ZM109 221V220H108ZM113 221H114V219H113ZM126 221H128V222H126ZM137 221V222H138ZM142 221V220H141ZM141 221H139V224H137V226H139L140 224H141ZM155 221V220H154ZM162 221V220H161ZM230 221V220H229ZM237 221V220H236ZM65 222V221H64ZM74 222L76 223V221L74 220ZM77 222H79V221H77ZM115 222V221H114ZM136 222V223H137ZM143 222V221H142ZM148 222H151V221H148ZM156 222V221H155ZM167 222V221H166ZM56 223V222H55ZM67 223V222H66ZM74 223V224H75ZM81 223V222H80ZM87 223V222H86ZM85 222H84V224H86ZM115 223H119V222H115ZM119 223V224H120ZM130 223V224H129ZM136 223H135V226H136ZM229 223H231V221L229 222ZM229 223H227V224H229ZM24 224V223H23ZM77 224H79V223H77ZM83 224V223H82ZM111 224V223H110ZM134 224V223H133ZM142 224H145V222H143ZM149 224V223H148ZM164 224V223H163ZM232 224V223H231ZM230 224V225H231ZM233 224H234V222H233ZM232 224V225H233ZM64 225H65V223H64ZM146 225H147V222H146ZM165 225V224H164ZM226 225V224H225ZM231 225V226H232ZM23 226V225H22ZM31 226V225H30ZM45 226V225H44ZM66 226V225H65ZM68 226V225H67ZM71 226V225H70ZM76 225H74V228H72L71 227V231H73V229H75L76 227H75ZM79 226V225H78ZM88 226V225H87ZM87 226H84V227H87ZM111 227H112V225H110ZM128 226V227H129ZM134 226V225H133ZM136 226V227H137ZM149 226V225H148ZM148 226H146V229L145 230H147V231H149V229H148ZM160 226V225H159ZM228 226V228H229V225H227ZM234 226V225H233ZM47 227V226H46ZM60 227V226H59ZM82 227V226H81ZM81 227H77V228H80L81 229ZM103 227V226H102ZM124 228H126L125 226H123ZM123 227H120V228H122V230H124L123 229ZM136 227H135V229L134 228H131L130 229V227H129V230H132V229H134L133 230V232H135L136 231ZM143 228H144V226H142ZM141 227V228H142ZM50 228V227H49ZM61 228H62V226H61ZM65 228V227H64ZM69 228V227H68ZM88 228V227H87ZM91 228V227H90ZM90 228H88V230L90 229ZM103 228H105V227H103ZM138 228V227H137ZM150 228H152V225H151V227ZM159 228V227H158ZM162 228V227H161ZM160 228V229H161ZM169 228V227H168ZM172 228V227H171ZM26 229V231H27V228H25ZM31 229V228H30ZM48 229V228H47ZM65 229H67V228H65ZM84 229V228H83ZM102 229V228H101ZM128 229V228H127ZM225 229H226V227H225ZM231 229V228H230ZM232 229H233V227H232ZM10 230V229H9ZM18 230V229H17ZM44 230V229H43ZM52 230V229H51ZM50 230V231H51ZM76 230V229H75ZM79 230V229H78ZM85 230V229H84ZM105 230H107V229H105ZM153 230H156V229H153ZM152 230V231H153ZM158 230V229H157ZM172 230H173V228H172ZM49 231V230H48ZM60 231V230H59ZM58 231V232H59ZM70 231V232H71ZM82 231V230H81ZM81 231H79V232H81ZM95 231V230H94ZM141 230H140V227H139V232H140ZM144 230L142 229V231L139 233V234H136L137 232H138V229H137V232L136 233H133V235L135 234V236H131L132 234H130L129 236H131V238H136V240L138 239L139 241H141V240H143V241H145V243L146 242H148L149 243V245H151V243H152V245H153V247L152 248H163L162 247V245H161V243H163L164 242V239H163V241H159L158 239V241L157 240H155V239H153L154 238V236H155V234H154V236H153V238H151L152 237V235H151V239L150 238H148V236H149V232H148V234L146 233V232H143ZM167 231V230H166ZM230 231V230H229ZM228 231V232H229ZM234 231V230H233ZM18 232V231H17ZM29 232V231H28ZM36 232V231H35ZM45 232V231H44ZM57 232V231H56ZM56 232H54L55 234H56ZM75 232V231H74ZM74 232H71V233H73L74 234ZM76 232H77V230H76ZM93 232V231H92ZM91 232V233H92ZM125 232V234H127V232L126 231H124ZM150 232H151V230H150ZM164 232H165V230H164ZM164 232L162 233V232H159L160 234L162 233V234H164ZM167 232H169V231H167ZM171 232V231H170ZM227 232V231H226ZM37 233V232H36ZM46 233V232H45ZM62 233V232H61ZM68 233V232H67ZM67 233H66V235H67ZM90 232H88V234H91ZM94 233V232H93ZM98 233V232H97ZM108 233V232H107ZM154 233V232H153ZM29 234V233H28ZM58 234V233H57ZM76 234H78V233H76ZM76 234H74V235H76ZM82 234V233H81ZM79 235V238H80V236L82 237L83 235ZM150 234H152V233H150ZM165 234H166V232H165ZM171 234V233H170ZM175 234V233H174ZM230 234H231V231H230ZM40 235H42V234H40ZM53 235V234H52ZM65 235V234H64ZM156 235H158L157 234V232H156ZM38 236V235H37ZM86 236V235H85ZM89 236H91V235H89ZM162 236V235H161ZM164 236V235H163ZM167 236H168V234H167ZM174 236V235H173ZM125 237H127V236H125ZM232 237V236H231ZM78 238V240H82L81 238L79 239ZM129 238V237H128ZM156 238V237H155ZM233 238V237H232ZM72 239V238H71ZM74 239V238H73ZM84 239H86V237L84 238ZM95 239V238H94ZM111 239V238H110ZM114 239V238H113ZM117 239V238H116ZM115 239V240H116ZM122 239V238H121ZM153 239V240H152ZM227 239V238H226ZM231 239V238H230ZM233 239V240H234ZM88 240V239H87ZM101 240V239H100ZM115 240H112V243H113V241H115ZM125 240V239H124ZM138 240H137V242H138ZM161 240H162V238H161ZM180 240V239H179ZM44 241V240H43ZM76 241V240H75ZM89 241V240H88ZM87 241V242H88ZM92 241V240H91ZM110 241V240H109ZM117 241L118 240H116L115 242L117 243ZM133 241V240H132ZM176 241V240H175ZM227 241V240H226ZM226 241H225V243H226ZM65 242V241H64ZM68 242V241H67ZM66 242V243H67ZM111 242V241H110ZM161 242V243H160ZM229 242V241H228ZM232 242V241H231ZM76 243V242H75ZM83 243V242H82ZM102 243V242H101ZM112 243L110 244V245H112ZM126 243V242H125ZM148 243L145 245V246H147L148 245ZM170 243V242H169ZM173 243V242H172ZM50 244V243H49ZM86 244V243H85ZM99 244V243H98ZM120 244V243H119ZM144 245V243L142 242L141 243V245ZM165 244V243H164ZM231 244V243H230ZM62 245V244H61ZM90 245V244H89ZM95 245V244H94ZM105 245V244H104ZM132 246L133 248H134V250L136 251V250H138V248H137V246L135 245V244H133V243H129V246ZM151 245V246H152ZM155 245V246H154ZM169 245V244H168ZM170 245H172V244H170ZM169 245V246H170ZM182 245V244H181ZM226 245H227V243H226ZM113 246H115V244L113 245ZM118 246V245H117ZM122 246H123V244H122ZM130 246V247H131ZM157 246V247H156ZM4 247V246H3ZM108 247V246H107ZM120 247V246H119ZM124 247V246H123ZM131 247V248H132ZM149 247V246H148ZM171 247V246H170ZM180 247V246H179ZM231 247H232V244H231ZM72 248V247H71ZM83 248V247H82ZM151 248V249H152ZM158 248V249H159ZM172 248V247H171ZM184 248V247H183ZM76 249V248H75ZM89 249V248H88ZM105 249V248H104ZM110 249V248H109ZM120 249V248H119ZM143 249H145V248H143ZM164 249H165V247H164ZM176 249V248H175ZM178 249V248H177ZM115 250V249H114ZM116 250H118V249H116ZM129 250V249H128ZM127 249H126V252L128 251ZM133 250V249H132ZM157 250V249H156ZM166 250V249H165ZM181 250V249H180ZM7 251V250H6ZM8 251H10V250H8ZM121 251V250H120ZM119 251V252H120ZM131 251V250H130ZM161 251V250H160ZM159 251V252H160ZM170 250H168V252H169ZM171 251H172V249H171ZM178 251V250H177ZM183 251V250H182ZM76 252H78V251H76ZM85 252V251H84ZM108 252H109V250H108ZM132 252H134V251H132ZM148 252V251H147ZM156 252V251H155ZM181 252V251H180ZM186 252V251H185ZM188 252V251H187ZM233 252V251H232ZM12 254V253H11ZM15 254V253H14ZM23 254V253H22ZM25 254V253H24ZM55 254V253H54ZM96 254V253H95ZM104 254V253H103ZM124 254V253H123ZM134 254H136V253H134ZM158 254V253H157ZM160 254H162V253H160ZM173 254V253H172ZM231 254V255H230ZM233 254V255H232ZM37 255V254H36ZM129 255V254H128ZM138 255H139V253H138ZM137 255V256H138ZM166 255V254H165ZM230 255V256H229ZM28 256V255H27ZM51 256V255H50ZM78 256V255H77ZM125 256H127V255H125ZM124 256V257H125ZM164 256V255H163ZM25 257V256H24ZM62 257V256H61ZM89 257H91V256H89ZM115 257V256H114ZM130 257L132 258L133 257V255H130ZM130 257L128 258V259H130ZM140 257V256H139ZM143 257V256H142ZM169 257V256H168ZM180 257V256H179ZM230 257V258H229ZM75 258H76V256H75ZM135 258V257H134ZM171 258V257H170ZM184 258V257H183ZM229 258V259H228ZM77 259H78V257H77ZM89 259V258H88ZM136 259V258H135ZM141 259V258H140ZM52 260V259H51ZM56 260V259H55ZM116 260H117V258H116ZM115 260V261H116ZM120 260V262H121V260L122 259H119ZM125 260V259H124ZM133 260V259H132ZM131 260V261H132ZM138 260V259H137ZM136 260V262H138ZM144 260V259H143ZM147 260H150V259H147ZM162 260H164V259H162ZM186 260V259H185ZM126 261H129V260H127L126 259ZM134 261V260H133ZM161 261V260H160ZM232 261V262H233ZM40 262V261H39ZM58 262H60V261H58ZM124 262V261H123ZM139 262H141V260L139 261ZM145 261H143V262H141L142 264L144 263ZM176 262V261H175ZM242 262V263H243ZM75 263V262H74ZM78 263V262H77ZM125 263V262H124ZM129 263V262H128ZM132 263V262H131ZM141 263H138V264H141ZM166 263V262H165ZM242 263H238V264H242ZM76 264V263H75ZM120 264V263H119ZM123 264V263H122ZM126 264V263H125ZM137 264V263H136ZM144 264H146V263H144ZM244 264V263H243Z\"/></svg>",
	"mask_w": 264,
	"mask_h": 264
}]
</instances>
